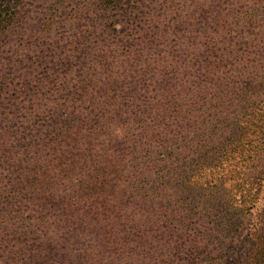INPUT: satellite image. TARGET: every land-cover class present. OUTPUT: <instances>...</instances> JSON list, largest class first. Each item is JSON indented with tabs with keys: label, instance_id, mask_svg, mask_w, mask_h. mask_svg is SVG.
I'll list each match as a JSON object with an SVG mask.
<instances>
[{
	"label": "trees",
	"instance_id": "trees-1",
	"mask_svg": "<svg viewBox=\"0 0 264 264\" xmlns=\"http://www.w3.org/2000/svg\"><path fill=\"white\" fill-rule=\"evenodd\" d=\"M21 1L0 0V264H164L166 254L156 253L167 231L137 204L154 196L171 209L181 189L199 195L215 177L205 141L188 135L178 151L153 159L167 119L157 109L173 49L156 46L167 32L128 42L116 26L127 11L113 0H83L80 11L48 4L35 14ZM141 71L145 95L121 93L140 84ZM207 79L192 81L183 100L203 94ZM182 86L164 101L174 103ZM135 153L140 170L129 172ZM156 165L163 190L145 193L142 175ZM256 192H246L248 201ZM254 229L244 264H264V221Z\"/></svg>",
	"mask_w": 264,
	"mask_h": 264
},
{
	"label": "rangeland",
	"instance_id": "rangeland-1",
	"mask_svg": "<svg viewBox=\"0 0 264 264\" xmlns=\"http://www.w3.org/2000/svg\"><path fill=\"white\" fill-rule=\"evenodd\" d=\"M113 1L118 11H127L128 16L118 19L116 26L127 30L128 42L142 44L167 32L156 45L173 49L169 62L162 64L167 67L165 91H174L180 81L182 90L186 89L174 103L164 101L165 91L163 100L159 99L157 112L165 111L167 119L162 122L160 147L153 159L178 151L176 147L188 135V141H205L214 166L215 177L204 193L171 190L170 194L179 192L171 201V209H161L163 205L154 196L137 204L144 218L159 219L167 231L156 255L166 254L160 258L164 264H244L254 228L264 221V0ZM21 4V11L35 14L51 11V4L60 11H80L86 2L22 0ZM203 68L206 71L202 75ZM142 75L143 71L137 87L139 78L127 83L121 93L124 89L132 96L144 94L149 80L145 84ZM205 76L208 82L203 94L194 92L190 102L184 101L183 94L192 81L197 84ZM233 132L242 135H235L236 140L227 146ZM171 133L176 135L175 142L168 144ZM246 142L249 151L240 155V145ZM134 156L136 153L126 162L129 172L139 169L135 165L141 160L131 161ZM242 157L247 160L240 167ZM152 169L148 174L141 173L145 193L154 188L157 191V187L163 190L160 167ZM255 190V198L248 201L246 192ZM160 224L157 233L162 232Z\"/></svg>",
	"mask_w": 264,
	"mask_h": 264
}]
</instances>
